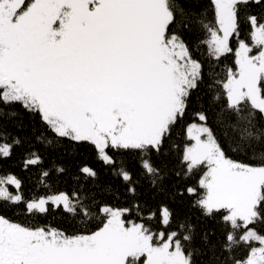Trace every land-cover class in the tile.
Here are the masks:
<instances>
[{"label": "snow or ice", "instance_id": "6c2138e0", "mask_svg": "<svg viewBox=\"0 0 264 264\" xmlns=\"http://www.w3.org/2000/svg\"><path fill=\"white\" fill-rule=\"evenodd\" d=\"M0 264H264V0H0Z\"/></svg>", "mask_w": 264, "mask_h": 264}, {"label": "trees", "instance_id": "16d2710c", "mask_svg": "<svg viewBox=\"0 0 264 264\" xmlns=\"http://www.w3.org/2000/svg\"><path fill=\"white\" fill-rule=\"evenodd\" d=\"M30 184L32 183H38V181H36L34 178L32 180L29 181ZM12 215H16V213H12Z\"/></svg>", "mask_w": 264, "mask_h": 264}]
</instances>
